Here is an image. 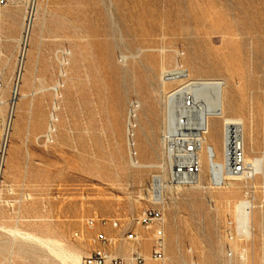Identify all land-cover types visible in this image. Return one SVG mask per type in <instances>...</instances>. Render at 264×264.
<instances>
[{
    "label": "rangeland",
    "instance_id": "374dc122",
    "mask_svg": "<svg viewBox=\"0 0 264 264\" xmlns=\"http://www.w3.org/2000/svg\"><path fill=\"white\" fill-rule=\"evenodd\" d=\"M29 20L20 95L30 85L46 89L16 104L5 170L10 187L3 191L14 209L6 204L0 211L6 224L0 264H83L99 229L117 238L109 246L114 255L127 257L138 246L145 264H264V171L213 186L206 154L203 186L167 189V256L152 259L153 231L134 218L149 204L143 187L168 169L133 166L127 138L130 103L139 100L145 116L139 156L163 163L167 93L192 78L225 79L228 114L245 120L247 157L264 159V0H0V66H7L8 78ZM63 49L71 52L70 64L57 97L54 139L46 143L38 136L49 124L55 97L49 87ZM178 66L188 76L163 79ZM158 114L164 122L153 142ZM209 140L222 158L219 116L211 118ZM10 166L15 172L8 177ZM241 199L254 204L249 238L237 230ZM92 216L118 218L121 226L89 228ZM127 227L141 235L139 245L121 240ZM24 231L58 245L53 250L18 234Z\"/></svg>",
    "mask_w": 264,
    "mask_h": 264
},
{
    "label": "built area",
    "instance_id": "2783aa9c",
    "mask_svg": "<svg viewBox=\"0 0 264 264\" xmlns=\"http://www.w3.org/2000/svg\"><path fill=\"white\" fill-rule=\"evenodd\" d=\"M29 24L30 20L27 28L23 31L25 41L22 43H24V46L21 47L18 54L12 76L8 78L6 65L0 66V203L2 202L3 191L6 186V161L13 131L16 104L20 97V86L24 74ZM1 55L2 49L0 48ZM176 69L184 70V74L173 79L188 76L186 69L178 66L172 70ZM181 103L183 108L188 111L197 107V102L192 94L182 96ZM55 121L54 118L50 120V128L51 125L53 126L51 134L45 132L38 139L46 143L53 141L56 131ZM245 131V123L243 121L230 120L225 122L223 127L225 139L223 155L227 162L226 175L221 181L212 179L210 183L213 186H223L228 178L253 176L258 173L247 161ZM188 132H195L196 140H183V133ZM207 132L208 128L205 125L198 124L197 116L187 112L177 114L176 127L173 130L163 129L161 132L163 154V165L161 167L168 169L167 175L164 173L155 174L151 181L143 187L145 198H147L149 204L134 218L137 224L153 231L154 245L150 257L154 260L164 261L167 256L166 191L172 187L181 188L197 185L203 171V136H206ZM211 149L213 150L212 147ZM211 158L213 162L217 155L214 153ZM8 200L13 210L14 200ZM107 224H111L115 228L121 226L118 218L92 216L85 221V225L89 228ZM80 234V231L75 232L76 236H80ZM120 238L121 240L133 241L138 245L142 240L138 231L131 227L124 229ZM116 240L117 238L108 234L105 229H99L92 237L96 247L84 258L83 264H107L108 261H112L115 264H124L126 262L146 263L147 256L138 246L127 257L114 255L110 251L109 246L115 244Z\"/></svg>",
    "mask_w": 264,
    "mask_h": 264
},
{
    "label": "bare ground",
    "instance_id": "6f19581e",
    "mask_svg": "<svg viewBox=\"0 0 264 264\" xmlns=\"http://www.w3.org/2000/svg\"><path fill=\"white\" fill-rule=\"evenodd\" d=\"M29 1L30 3H32L33 0H29ZM26 41L27 43H29L28 40ZM28 50H29V46H27L26 55H27ZM69 53L71 52L63 49V50L57 51V54H56L57 59L60 63V69H59L58 78L55 84L49 87L51 89H54L55 97L53 99V104H52L50 118H49V124L46 130L47 134L48 133L51 134V130L53 128L52 125L50 128L51 118H54L55 120L58 119L57 109L59 108V104H58L57 97L59 94L60 87L61 85H63L62 77L67 74L66 66L67 64L68 65L70 64V57L68 56ZM183 74H184V70H179V69L168 71V72L164 71L163 79L165 80L170 79V78L173 79V78L182 76ZM228 87H229V84L227 83L225 79L192 78L188 81L183 82L179 87L169 91L166 95L167 96L166 102H165L166 119H165L164 129L168 131L173 130L176 127V116L178 113H181V112L195 114L198 118V124L205 125L208 128V132L206 136H203L204 150L202 153V162H204V154H206L207 168L209 172V182H211L212 179H214L215 181L223 180L224 176L226 175L225 169L227 165V162L223 155L224 151L222 154V158H219L218 152H217V149L214 143H212L209 140V133L211 131V118L214 116H219L222 118V131H223V127L226 121L239 120L245 123V120L243 118L238 117V116H233L232 114H228V105L230 103L229 100L227 99ZM45 89L46 87L36 90L32 86L29 92H22L20 96L30 95V97H32V96H35L37 93L44 91ZM188 94H192L197 102L196 109H192L190 111L184 109L181 103L182 96L188 95ZM142 108H143V105L141 101L139 100L131 101L129 111H128V117H127V138H128L130 161H131V164L135 167H145L146 164H148L142 161L138 156L137 140L135 137L137 127H138L137 117L139 115V111ZM41 136L42 135H39L38 138ZM27 139L25 143H27ZM183 140H196V133L195 132L183 133ZM245 140H246V131H245ZM224 142H225V139H224V133H223V149H224ZM211 147L213 148V150L211 149ZM214 153L217 155V158L214 159L215 162L214 161L212 162L211 157L213 156ZM27 155L28 157H30L29 150H27ZM247 161L258 172L262 173L264 171V159L262 157H247ZM160 165H163V163L150 164L147 166L155 167V166H160ZM6 184L10 187V184H8L7 182ZM196 186H203L202 173L199 177V180ZM233 191L234 189L229 190V192H233ZM2 200L5 201L10 206L9 200L7 198L2 196ZM253 207H254V204L249 199H241L236 204L235 213H236V218H237V227H238L237 230L245 234L247 237L249 235H252L253 225L251 224H252V218H253ZM4 229H5L4 224L0 223V231ZM18 234L23 235V237H26L31 240H37V241L43 242V239L41 237H38L32 232L24 231V232H18ZM44 241L46 242V244L47 242H49L47 240H44ZM53 244H54V247L55 245H58V243H53ZM53 244H50V245H53ZM59 248H62V250L64 249L61 246ZM67 251L68 250H66V254L68 253ZM63 253H64V250H63ZM70 255L80 260L79 255L72 254V253Z\"/></svg>",
    "mask_w": 264,
    "mask_h": 264
},
{
    "label": "crops",
    "instance_id": "0c3cea01",
    "mask_svg": "<svg viewBox=\"0 0 264 264\" xmlns=\"http://www.w3.org/2000/svg\"><path fill=\"white\" fill-rule=\"evenodd\" d=\"M32 51L34 52V46L32 47ZM29 51V50H28ZM33 74H34V69H33ZM31 90V85L30 86H28V87H26L25 89H23L22 90V92H29ZM20 98L21 99H25V98H29V99H32V101H34L35 99V96H32V97H30V95H27V96H20ZM143 117L145 118V116H144V108H142L140 111H139V115H138V117H137V120H138V127H137V131H136V140H137V147L138 148H140V145L142 144V134L144 133V129H143V124H142V121H143ZM163 122H164V119H163V117L160 115V114H158V115H155L154 116V123L156 124V127H155V130H154V135H153V142L155 141V137L157 138L158 136H159V134H160V132H161V128H162V125H163ZM153 148V150H154V152L156 153L157 152V148L156 147H152ZM152 155V154H151ZM138 156H139V150H138ZM30 158V157H29ZM139 158H140V156H139ZM141 159V158H140ZM142 160V159H141ZM142 161H144V162H146V163H148V164H146V168H152V167H148L147 165H150V164H155V163H152V162H150V160H142ZM14 172H15V169H13L11 166L7 169V175H8V177L9 176H11L12 174H14ZM6 182L8 183V184H10L7 180H6ZM7 203L5 202V201H3L2 200V202L0 203V211H2L3 209H4V205H6ZM8 205V204H7ZM0 223H2V224H4L5 226H6V224L4 223V220H3V217H2V215L0 214ZM2 232H4V231H0V235L2 234ZM35 234V233H34ZM35 235H37V234H35ZM38 237H41V236H39V235H37ZM42 239H43V242H40V241H38V242H40V243H42V244H45V245H47V246H49L50 248H52L53 250H54V244L53 243H49V242H47V244H46V242L44 241V240H47L48 241V239H46V238H43V237H41ZM33 241H37V240H33ZM50 244H53V245H50Z\"/></svg>",
    "mask_w": 264,
    "mask_h": 264
}]
</instances>
